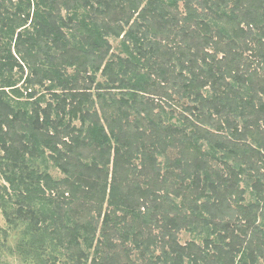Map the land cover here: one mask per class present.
Segmentation results:
<instances>
[{
	"label": "trees",
	"instance_id": "obj_1",
	"mask_svg": "<svg viewBox=\"0 0 264 264\" xmlns=\"http://www.w3.org/2000/svg\"><path fill=\"white\" fill-rule=\"evenodd\" d=\"M179 1L0 0V210L29 263L87 264L99 224L90 264H132L128 242L144 264L264 263V0H184L173 14ZM120 37L124 56L109 43ZM168 91L194 103L189 116L172 122L155 100ZM170 148L179 156L161 175L156 157ZM45 156L63 179L29 169ZM156 219L205 231L204 249L173 234L155 255L166 236L152 235ZM232 219L242 224L229 229Z\"/></svg>",
	"mask_w": 264,
	"mask_h": 264
},
{
	"label": "rangeland",
	"instance_id": "obj_2",
	"mask_svg": "<svg viewBox=\"0 0 264 264\" xmlns=\"http://www.w3.org/2000/svg\"><path fill=\"white\" fill-rule=\"evenodd\" d=\"M197 1H199V0H197ZM197 1L196 0L192 1V5H193V7L195 6V8L200 9V7H198ZM170 10L172 11L173 14L175 13V14H178V15H184V13H185V1L184 0H180L177 3L176 8L174 9L173 7H170ZM120 39H121V37L119 39L109 38V43L111 44V51L114 54H118L119 56H124V54H122L119 51V40ZM15 72H16V69L14 70V73ZM68 72L69 73H72V70L69 69ZM24 73L25 74H24L23 78L19 82L16 83V86L15 87L18 88V90L20 92H23V94H24L23 96L25 97V91H24V87H23L24 86L23 82H24L25 75L27 76L28 71L25 69V72ZM17 74L18 73H15L14 74V76H13L14 79H17L18 78V75ZM98 82H101V83L105 82V77L101 76L100 74H98L97 77H96V81L93 84L92 89H91V94L94 95L95 99H96V95H95V93H96L95 85ZM87 83L88 82L86 81L85 84H87ZM47 84L48 83H46V85ZM82 84H83V82H82ZM0 89L2 90V88H0ZM34 89L36 91V96L35 97H38L41 94H45L44 99L45 100H48V101H51L50 95L47 94V93H45V90L43 88H39L37 86ZM3 90H5V92L8 94V96L10 98V102L13 103L12 105H15L14 104V102H15V96H14V94L9 91L10 90L9 88H4ZM146 98H148V97H146ZM155 100L156 101H159L158 103L162 107H164V110L167 111L168 114L172 113L175 116L174 119L172 120V122H175V120H177V118L180 115L183 116V117L184 116H189L188 112L186 111V108H191L192 109V107L194 106V103H192L189 99H186L184 97L179 98L178 95L172 94L169 91L166 93V95L165 94H162L161 97H158ZM95 102H96V100H95ZM97 103H99V101L96 102V105L94 106V109L97 112L100 113L99 105ZM52 119H55L54 115H52ZM71 126H74L75 128H79L80 127V123H79L78 120H75V121L72 122ZM132 150H133V148H132ZM205 150H206V148L203 147V151H205ZM3 154L4 153L0 151V156H2ZM178 154H179L178 153V150H176V149L173 150L172 148H170V150H168V152L166 153V156H157L156 157V163H157L158 167H160L161 175H162V171L164 170V166H165V164H164L165 163V158L166 159L169 158L172 161L173 159H176L179 156ZM28 157L29 156L26 155V158H28ZM45 158L47 159V161L45 160L44 162H43V159H40V157L39 158H36V159L27 160L29 169H35L38 172L46 171L54 179H63L65 177V174H63L54 165V163L50 159L47 158V156H45ZM130 161H131V163H130L131 165H134L136 167L139 165V160L138 159L136 160L135 158H131ZM212 163H213V165H211L212 166V169H219V168L222 169L223 168V165L220 164V163H218V161H214ZM126 167H127V165H126ZM3 169H4V163H3V165H0V171H2ZM133 173L135 174V172H133ZM177 174H178V170L174 169L173 175H177ZM144 180H145V178L143 177V182H144ZM2 185L8 186L5 183V181L3 179V176H2V174L0 172V186H2ZM240 186L243 187V184L240 185ZM143 187H145V185H143ZM189 191H192V189H188V192ZM246 191H247V193L244 196L246 198V201H248L249 200V195L248 194L250 192V188H246ZM189 194H191V193H189ZM162 195H163V191H162V193H160L157 196H162ZM169 197H170V203H174L178 207L180 206V200L177 199V198H175V194L174 193L173 194L172 193H169ZM200 202H203V200H201ZM231 206H232V208L234 210H236V205L234 203ZM106 208H107V205L105 203L104 204V207L102 209V214L104 213V211L106 210ZM170 214L174 215V213H170ZM101 218H102V215H101ZM131 218L132 217L128 218L130 224H132ZM233 218H234V216H233ZM153 221H155L154 226H152L150 228V230L152 232V235H160V234H165L166 235L164 237L165 240L162 241V242H160L159 244H157V248L156 249H154L153 247H150L149 250L151 252L153 251V253L155 255H158L162 251V247L163 246H165L167 249L169 248V245L168 244L165 245L164 242H166L167 241V238L169 239V237H171L170 235H173V234L175 235L176 242L179 245H182L183 246V245L188 244L189 242H194L196 244V246H200L201 249H204V248H202L203 247L202 242H203V239L205 237V231H203V232H201V234H199L198 232L200 231L199 230L200 228L198 229V231H192L191 232V231H187V230L182 229L179 232H177V231H173L172 229H169V230L166 229L164 227V224L162 223L161 219H156V220H153ZM153 221H152V223H153ZM259 221H260V217L257 218V221L255 222V225H253V226H257L258 227L259 226L258 225V222ZM239 222L232 219L229 222L230 223L229 224V229H235V227L238 224H242L241 221H239ZM149 227H150L149 224L145 228H144L143 224H141L140 228H143V234H144L143 236L148 235V233H149L150 230H148L146 228H149ZM99 228H100V224H99V227H98V231H97V234H96L95 241L93 243V247L90 248L89 250L88 249L85 250L86 253H89L88 260H87V264H90V262H91V260H92V258L94 256L93 255V249H94L96 240H97V238L99 236ZM5 231L7 232L6 233L7 234V237L4 239L3 232H5ZM174 232H176V233H174ZM251 232L252 231L249 230V232L247 233V236H246L245 239L243 238V235L239 231L236 230V233L235 234H238L239 236H241L240 237L241 240H244L245 242L248 243V240H251L252 239ZM112 234H114V233L113 232H110V235H112ZM112 237L113 236H111V238ZM20 238H21L20 229H14V228L11 229V228H9V224L6 222V220L4 218V215H3V213L0 210V264H33V263H29V259L28 258L25 259L26 258L25 256H23L20 252H17L16 249H14L15 248V245L18 243V241H19ZM99 239L101 240V238H99ZM112 240L117 245L119 244V237L117 235H115V237ZM255 243L256 242L253 241V243H252L253 245H251V248L252 249H255V245H256ZM126 246L128 248H131V251H129L128 257L126 256L125 252L122 251V250H121V254L124 255L126 258H128L127 261L129 263H132V264H140L143 261V258L144 257L146 259L143 261L142 264H144L145 261H148V257H146L147 255H145L143 257V247H141L140 250H137V249H135L133 247L132 242L126 243ZM258 247H259V249L261 248V246H258ZM212 251L209 250V254H212ZM262 254H264L263 251H262ZM56 256H58L59 259L57 260V262L55 264H62L63 262H65V260H66L65 257L60 256V255H56ZM46 259H47V257H46ZM258 261H259V264H264L263 263V259L261 257L258 258ZM184 263H187V261L185 260Z\"/></svg>",
	"mask_w": 264,
	"mask_h": 264
}]
</instances>
